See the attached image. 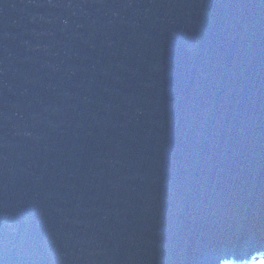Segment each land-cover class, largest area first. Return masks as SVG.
Here are the masks:
<instances>
[{
  "label": "water",
  "instance_id": "1",
  "mask_svg": "<svg viewBox=\"0 0 264 264\" xmlns=\"http://www.w3.org/2000/svg\"><path fill=\"white\" fill-rule=\"evenodd\" d=\"M264 0H0V264H261Z\"/></svg>",
  "mask_w": 264,
  "mask_h": 264
},
{
  "label": "bare ground",
  "instance_id": "2",
  "mask_svg": "<svg viewBox=\"0 0 264 264\" xmlns=\"http://www.w3.org/2000/svg\"><path fill=\"white\" fill-rule=\"evenodd\" d=\"M261 264H264V259L262 260V263Z\"/></svg>",
  "mask_w": 264,
  "mask_h": 264
}]
</instances>
